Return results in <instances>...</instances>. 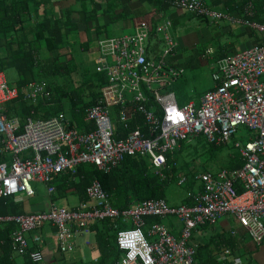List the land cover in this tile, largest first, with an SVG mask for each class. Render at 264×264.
<instances>
[{
  "label": "built area",
  "instance_id": "2783aa9c",
  "mask_svg": "<svg viewBox=\"0 0 264 264\" xmlns=\"http://www.w3.org/2000/svg\"><path fill=\"white\" fill-rule=\"evenodd\" d=\"M171 5L214 19L226 15L210 11L200 0H171ZM254 6H244V19L233 18L258 33L264 22L251 21ZM171 22L163 18L153 27L141 25L130 34L100 39L95 69L107 82L93 104L85 109L94 128L79 132L62 113L36 116L33 110L23 122L9 115L6 105L20 97L26 103L49 104L54 99L45 81L28 82L20 93L11 87L0 71V197L35 194L32 181L48 184L56 174L76 172L85 163L103 172L115 168L126 155L149 158L154 172L165 179L169 169L167 154L182 141L204 136L215 145L227 143L240 125L253 136L236 142L241 165L216 172H196L192 181L200 191L190 203L170 206L163 198H149L126 208L111 204L110 196L94 179L85 195L94 204L67 208L55 203L48 211L0 215V224H12L10 248L14 254L27 255L34 262L43 260L40 249H30L28 235L47 223L55 226L61 251L68 248V237L90 232V224L104 218H121L130 224L117 231L122 251L119 264H193L196 244L190 243L199 225H212L225 215L233 217L251 238L264 237V45H254L218 61L220 83L207 90L199 104L190 100L179 105L173 82L184 69L171 62L178 44L170 34ZM116 107L115 126L110 117ZM29 156H25V154ZM185 183L179 177L177 184ZM54 187L48 185V193ZM176 216L182 223L180 237L173 236L159 222L146 223V217ZM237 229H230L235 236ZM40 236L34 235L36 243ZM225 254L228 249H225Z\"/></svg>",
  "mask_w": 264,
  "mask_h": 264
},
{
  "label": "crops",
  "instance_id": "0c3cea01",
  "mask_svg": "<svg viewBox=\"0 0 264 264\" xmlns=\"http://www.w3.org/2000/svg\"><path fill=\"white\" fill-rule=\"evenodd\" d=\"M200 1L203 2V5L210 11L219 12L225 14L226 16L223 18L214 19L208 15H199L191 10L178 8L171 4L170 5L165 4L163 5L162 8H159V10L161 9V14H163L162 17L167 18L171 22L170 30L172 32L173 31L175 32V30H177L181 25L185 23H189V24L197 23L199 25L198 34L196 32H193L192 30L182 39L181 42L183 44H187L188 45L187 48L185 47L179 48L181 44L179 45V43H177L173 39L178 44V49L175 55L171 57V62L174 65L180 66L183 69L189 66H202L207 62L206 60L209 54L212 53V56L209 58L214 59V61L219 66L218 61L225 56L234 55L239 51L250 48L254 45H264V32L258 33L250 29L248 26L240 23H236L233 20V18L244 19V6L248 1H250L254 6V14L252 15L250 20L257 23H263L264 6L260 7L259 0H200ZM262 1L264 2V0ZM94 4L96 5L94 6L96 9L95 13H89L87 10L84 9L85 5L82 2V0H42V4L40 8L38 7L39 10L37 9V14L26 22L25 24L26 29L24 31H19L15 33L10 32L5 35L0 34V59H2L5 65L6 63L5 57L8 54V51L15 50L17 48V42L21 41L20 39L21 35L23 34V36L29 40L32 38V33H31L32 29L30 27H32V25L36 22V19L41 18L43 12H45V14L43 15L56 18L59 20L60 25H63L65 23H69L66 21L68 19L70 10L72 11V13L69 16L70 17L69 24H71L73 28L70 30L68 28L70 25L63 26V32H64L63 42L60 43L54 50L46 49L44 43L40 45V57L43 64L42 69L40 70V67L38 65H34L29 69L25 70L24 72H18L15 68L6 66L5 69H2L0 71L4 73L7 82L8 79L6 76V71H8L9 74L14 77V84H11L9 82L8 84L11 87H15L16 89H18L21 93L26 89V85L28 82L45 81L50 86L51 91L53 92L54 95L55 92L56 94L59 92L56 90L60 89L61 91V87L63 88L62 91L63 90L66 91L64 92L65 94L64 96L69 97L72 94L75 95L76 96L75 99L79 101L77 103L78 106L86 103H91L92 101L95 102L96 98L100 93V89L104 86L105 83L99 87L95 96V94L93 95L92 93L93 90L90 84H88V80L84 78V75L87 70L98 72L95 69V61L99 55L97 49V42L99 39L106 37V36L101 37L102 30H105L109 24L117 23L119 24L120 27H123L125 29L130 28L136 31L138 24L141 23L139 19L142 18L148 11L158 10L159 6L152 3L151 0H119V3L118 5H116L115 10L112 9L107 10L106 8H103V6L105 7L106 5H108L107 0H94ZM153 17L155 18L154 15ZM151 20L153 21V18ZM151 20L146 24H151ZM190 20H194L195 22H190ZM75 32L78 33V36L74 39H71V35ZM121 35L114 34L113 37H118ZM213 38L218 41L215 48L212 50V52H209L207 48L204 50V47H206L205 45L206 44L208 45ZM220 38L223 39L222 43L220 42ZM71 44H73V46H71ZM180 49L183 50L179 51ZM71 59L73 60L72 64H70ZM70 66L73 67V70L78 71V76L65 80V76L71 75L70 73L72 70L69 69ZM218 66L216 71L217 74L215 75L216 80L214 86H212L210 89H212L216 85H219L220 83L221 76ZM98 73L102 74L103 77L105 78V75L103 73L101 72ZM20 79H23L25 81L22 87H19ZM50 83H52L53 85H50ZM84 83L87 86L84 89V91H82V93L80 94L76 90L79 89L80 85ZM66 86L70 87V91L67 90ZM199 99L198 102H196L195 100L193 101H195L196 104H199ZM56 101L55 99H53L52 102L49 104H43L41 102H37V103H28V102L26 103L25 101L23 102H25L27 105L30 104H33L34 106L38 105V109L36 110L31 109V110H33L37 116H43L45 114H48L49 111L56 110L55 108ZM59 101L63 106L62 100L60 99ZM19 102H21L20 97L14 99L10 103L13 106L17 107V105L20 104ZM16 111L18 113L12 115H16L19 117L20 110L18 107ZM58 113H64L63 108H61V111ZM77 113L81 114V112H77ZM78 114H77L78 117L72 115L71 109L69 112V116H67V114L64 113L66 119L69 121V125H71L72 127L78 130H82L86 128L85 126L89 122L86 121L83 118V116ZM114 115L116 117V113ZM21 117L23 118L20 117L19 118L22 122L24 116ZM200 136H197V138ZM252 136L253 134L250 135L249 138ZM202 137L205 139V141L208 144H211L206 140L204 136ZM230 140L231 138L227 141V143L216 146H221V147L227 146ZM182 142L180 143L178 149H181ZM236 142L232 143L233 144L232 146L235 148L236 152L234 153L233 156H231V158L237 157V159L240 160L239 151L234 146ZM6 154L9 153H5L2 157H0L1 158L0 161L3 160L9 161L10 157L8 158ZM25 156H29V154L27 153L25 154ZM145 158L147 159V157ZM228 161L229 159L226 162L228 163ZM227 163H225L220 169L234 168V167L233 168L225 167ZM52 179L48 184L43 183L45 185V189L47 192L46 197H40L39 199L40 202L38 204H30V206L28 207L29 208L28 211L24 210L25 201L23 200L17 201L13 197L15 203L19 205L17 206L16 211H19V213H35L41 211H48L52 203L57 204V200L64 201L66 203V207L72 209L80 207L82 204L85 207H88L92 204L91 201L93 200L90 201V199L87 200V198L86 200H83L79 196V194L75 190L74 185L71 186L67 185L65 189H63V187L58 188V184L53 183ZM61 183L64 182L62 181ZM194 183H198L199 185L196 191L190 192V194L186 197V200L189 201V203L193 200L194 194L199 192L201 188L199 181H194ZM48 185H52L54 187L52 193H48L47 191ZM84 196L86 197V195ZM27 197H31V196H27ZM182 204H187V203H182ZM7 214H18V213L8 212L2 215H7ZM165 217H175L177 219L176 216H172V215H167L161 218L148 216L146 217V223L147 225H149L153 222H159L163 224L165 227H167L176 238L180 237L181 224L179 225L177 231H175L176 228L173 223L169 222L166 224L164 222ZM222 219L226 220V222L228 223L227 226L224 227L222 225L217 224ZM94 223H96L99 227L101 226V223H99V221H96ZM94 223H92V225ZM217 223L215 222L212 225H208L206 229H203L202 231L201 230L198 231L197 232L198 237L197 239L193 238V242L195 240L201 241V239L209 238L210 236H213L215 234L218 235L222 231L225 234V236H227L226 238H228L230 235L229 232L230 229L237 228L238 231L235 236L239 239V242L237 243L238 248H240L241 251L246 250L247 247L250 248V253H245V256L252 259L251 264H264L263 239L259 244L255 242L244 229L239 227L238 223L235 221L233 217L225 215L223 217H220ZM6 225L7 224H1V227H4ZM218 226L220 227L218 228ZM236 226H238L239 228ZM225 231L228 233H226ZM54 232H55V226L52 223H47L39 227L38 229L31 231V233L28 235L30 247H33V245H35L34 248L40 249L44 257L41 262L35 264H113L114 261L113 258L115 257L116 249L108 250L106 255H104V252L106 250L99 247L98 244H96L95 233L91 229V227L89 233L75 235L74 237L69 236L67 239L68 248L65 251H61L59 249ZM34 235L40 236V240L37 241L36 243L32 241V237ZM235 236H231V237H235ZM116 237H117V232H116ZM247 237L251 238L252 242L248 241ZM2 242L3 241H1V243ZM259 246L261 248H259ZM225 248L226 247H224L223 249ZM227 254H225V256ZM16 256L21 257L20 262H17ZM218 256H220V254H218ZM12 257L16 262V264H21L23 262L31 261L26 254L17 255L12 252ZM226 258L228 257H225V259ZM236 263L239 264L237 260ZM115 264H118V260L115 262Z\"/></svg>",
  "mask_w": 264,
  "mask_h": 264
},
{
  "label": "trees",
  "instance_id": "16d2710c",
  "mask_svg": "<svg viewBox=\"0 0 264 264\" xmlns=\"http://www.w3.org/2000/svg\"><path fill=\"white\" fill-rule=\"evenodd\" d=\"M170 1L171 0H151L152 3L159 6L158 10L148 11L142 18L139 19L141 21L139 25H148L150 27H153L158 22H160V20L163 19V14H161V9L159 10V8H162L165 4L170 5ZM82 2L85 5V10H87L89 13H95L96 9L94 6L96 5L94 4V0H82ZM107 3L108 5H106L105 7L103 6V8H106L107 10H115V7L116 5H118L119 0H107ZM41 4L42 0H0V34L5 35L10 32L15 33L24 31L26 29V22L37 14V9L38 7L40 8ZM259 5L260 7L264 6V2L262 0H259ZM71 13L72 11L70 10L69 16ZM43 14H45V12H43ZM43 14L41 18L36 19V22L32 25V27H30L32 29V38L29 40L22 34L20 37L21 41L17 42V48L15 50L8 51V54L5 57V65L2 59H0V70L5 69L6 66H8L15 68L18 72H24L34 65H38L41 70L43 64L40 57V45L44 43L46 49L54 50L60 43L63 42V26L70 25L68 27L70 30L73 28L72 25L69 24V16L66 21L69 23L60 25L58 19ZM153 15L155 16V18L153 17ZM152 18L153 21L151 20ZM150 20L151 24H146ZM98 81L99 87L105 83V78L102 74L98 76ZM24 82L25 81L23 79H20L19 87H22L24 85ZM88 84H90L92 89L94 88V85L89 80ZM50 85L53 84L50 83ZM56 91H60V89ZM64 92L66 91L63 90L61 92V95H65ZM92 93L96 96L97 91H93ZM54 96L55 97L53 98L55 99V101L57 100L55 102L56 110L49 111L48 114H45L43 116L58 114V112L61 111V108H63L59 101L61 98L58 96V93L56 94L55 92ZM75 97L76 96L73 94L69 96L71 102V113L72 115L77 116V112H81V114L78 115L83 116V118L86 120L85 109L87 108V106L93 104V101L91 103H86L78 106L77 103L79 101H77ZM19 103L20 104L17 105V107L20 110V118H23L21 116H25L26 114H28L31 109H38V105H27L22 101V99ZM6 107L9 115L18 113L16 111L17 107L13 106L11 103L6 105ZM116 110L117 109L115 107H111V114H115ZM64 118L69 123L65 116ZM112 120L113 122H115L114 118H112ZM88 122L89 123L85 126L86 128L82 130H78L76 128L75 129L79 132H87L93 129V122L91 120H89ZM208 146V150L212 151L210 152L213 156H215L214 150L221 147L214 144H208ZM174 152L175 151H173L172 153ZM172 153L167 154V163L169 165V169L165 171V179H161L154 172V170H150V161H148L144 156L126 155L124 156L122 161L109 172H103L99 170L95 165L85 163L77 166L75 173L57 174L53 177L52 181L53 183L58 184V188L63 187V189H65L67 185H74L75 190L77 191L79 196L83 200H86L87 197L84 196L85 187L92 180L97 179L109 194L111 204L113 203V205L118 208H126L134 203L149 198L165 199L164 187L175 180L177 183L180 177L177 174L176 163L171 160L170 155ZM240 164V160H238L237 157H234L229 159L225 167L237 168L240 166ZM192 172L194 176V173H196V171ZM62 181L64 183H61ZM13 196L14 195L0 197V215L8 212H17L18 214H20L19 211H16L17 206L19 205L15 203V200H13ZM87 200L89 199L87 198ZM165 201L167 202L166 199ZM184 203H189V201L185 199ZM93 204L94 202L91 205ZM96 221L99 220H95L92 223ZM92 223L90 224V227L95 233L96 244L106 250L104 252V255H106L108 250L116 249V254L113 258V264H115L117 260L119 264L120 253L122 254V251L118 248L117 241L115 240L116 232L119 229L130 226V224L124 223L121 218L101 220L99 221V223H101L100 227L96 223H94L93 225ZM12 227L13 226L10 224L1 227L0 224V264H16L12 257V252L9 244V233L11 232ZM207 227L208 225H204L199 228L198 231H202ZM226 237L227 236H225L222 231L218 235L215 234L213 236H210L209 238H203L201 239V241L198 240L196 242H192L194 238L193 235L192 239L190 240L191 244H196V253L193 264H234L236 263V260L239 264H251L252 259H250L249 257H246L247 260L244 259V254L250 253V248L247 247L246 250L241 251V249L238 248L237 243L239 242V239L236 236L231 237L229 235L228 238ZM1 241L3 242L1 243ZM34 246L35 245L30 248L33 249ZM224 247H226L225 249H229V252L226 256L224 253L225 249H223ZM218 254H220V256H218ZM225 257L228 258L225 259ZM21 264L35 263L28 261Z\"/></svg>",
  "mask_w": 264,
  "mask_h": 264
},
{
  "label": "rangeland",
  "instance_id": "374dc122",
  "mask_svg": "<svg viewBox=\"0 0 264 264\" xmlns=\"http://www.w3.org/2000/svg\"><path fill=\"white\" fill-rule=\"evenodd\" d=\"M190 22H195L194 20H190ZM140 28L139 24L137 29ZM198 28L199 25L192 24V23H185L181 25L175 32L170 31L171 37L179 43L180 47H185L187 48V44H183L181 41L184 38L185 35H187L190 31L193 30V32H196L198 34ZM136 30V27H135ZM134 32L133 29H125L123 27H120L119 24L117 23H112L109 24L105 30H102V36L106 37H113L114 34H129ZM78 36V33L75 32L71 35V39H74ZM199 37V36H198ZM104 38V37H103ZM220 42H223V39L220 38ZM218 41L216 39H212L209 44L205 45L204 50L207 48L209 52H212V50L215 48L217 45ZM73 46V44H71ZM183 49H180L181 51ZM212 56V53L209 54L207 57V62L203 64L202 66H189L184 69L183 74L177 78L172 86L173 90L177 99V102L179 105L186 103L190 100H195L198 102V99L200 96H202L208 89H210L212 86H214L215 83V75L217 74V63L214 61V59L209 58ZM70 64H72L73 60H70ZM71 71V75L65 76V80H68L69 78L72 77H77L78 76V71L73 70V67H69ZM6 76L8 79V82L11 84H14V77L9 74L8 71H6ZM98 76H100V73L98 72H93V71H86L84 78L86 80H89L93 85L94 88L92 89L93 91H97L99 89V81H98ZM78 81V80H76ZM86 84H81L80 88L77 89L80 94L84 89L86 88ZM67 87V86H66ZM63 88H61L62 90ZM67 90H70V87H67ZM61 91L58 92V96L61 98L62 103H63V111L67 116H69L70 112V99L67 96L61 95ZM63 114V116H65ZM112 118L115 119V115L112 114ZM115 126V122H114ZM252 131L248 130L245 126L240 125L234 135L231 137V140L227 146H223L220 148H217L214 150L215 156L211 155V152L208 150V143L205 141V139L200 136V137H194L190 139L189 141H183L181 149L176 148L175 152L171 154V160H173L176 163V168H177V174L180 177H185V184L178 185L175 181L170 182L168 185L164 187V196L167 202L170 205L177 206L182 203H184L186 197L190 194L192 191H196L198 189V183H194L193 180V172H203V171H209V172H215L218 169H220L228 159L231 158V156L234 155L236 152L235 148L232 146L233 142H240V143H245L249 136L252 135ZM7 157H10V154H6ZM149 161V158H147ZM150 163V170H155V166ZM194 167V168H192ZM167 171V170H166ZM194 183V184H193ZM32 187L35 190V195L31 197H27L24 193L20 192L15 194L13 197L17 200H23L25 201V211L29 210L30 204H38L40 202V197H46L47 192L45 189V185L40 182H35L32 181L30 183ZM190 184V186H189ZM93 203V201H91ZM58 205H62L66 207V203L61 200H57ZM164 222L167 224L169 222L173 223L175 226V231H177L180 223L175 217H165ZM217 223V222H216ZM218 225L222 226H227L228 223L226 222L225 219L220 220ZM220 226H218L219 228ZM238 227V226H236ZM240 227V226H239ZM238 227V228H239ZM237 229V228H236ZM226 232V231H225ZM177 233V232H175ZM228 233V232H226ZM198 235L197 233H194V239H197ZM56 238V236H55ZM263 239V245H264V237ZM262 239L260 240L259 243H261ZM247 240L252 242L251 238L247 237ZM57 241V238H56ZM193 242V240H192ZM196 242V240L194 241ZM258 243V244H259ZM259 248H261L259 246ZM244 259L246 260V256L244 254ZM17 262L21 261L20 256H16Z\"/></svg>",
  "mask_w": 264,
  "mask_h": 264
},
{
  "label": "bare ground",
  "instance_id": "6f19581e",
  "mask_svg": "<svg viewBox=\"0 0 264 264\" xmlns=\"http://www.w3.org/2000/svg\"><path fill=\"white\" fill-rule=\"evenodd\" d=\"M203 4V3H202ZM104 38H108V37H104ZM101 39H103V38H101ZM100 40V39H99ZM99 40H98V42H99ZM98 42H97V49H98ZM98 52H99V50H98ZM105 75V74H104ZM107 82V79H106V76H105V83ZM116 108V107H115ZM110 117H111V119H112V114H110ZM86 120L87 121H89V119H87V117H86ZM92 122H93V124H94V121L93 120H91ZM113 121V120H112ZM113 124H114V122H113ZM94 126H95V124H94ZM112 205H113V203H112ZM114 206V205H113ZM115 207V206H114ZM118 208V207H117ZM104 219H117V218H104ZM104 219H100L99 221H101V220H104ZM178 219V218H177ZM179 220V219H178ZM180 221V220H179ZM180 224H181V228H182V226H183V223L180 221ZM204 225H207V224H204ZM204 225H199V226H197L195 229H193V231H192V236H191V238H190V240L192 239V237H193V235H194V233H197V231H198V229L199 228H201L202 226H204ZM169 230V229H168ZM169 232H170V230H169ZM171 233V232H170ZM180 233H181V229H180ZM172 234V233H171ZM173 235V234H172ZM174 236V235H173ZM189 240V241H190ZM191 243V242H190ZM237 264V263H236Z\"/></svg>",
  "mask_w": 264,
  "mask_h": 264
}]
</instances>
